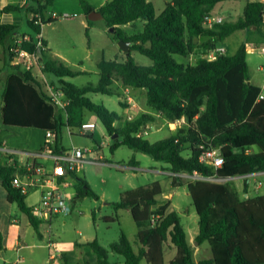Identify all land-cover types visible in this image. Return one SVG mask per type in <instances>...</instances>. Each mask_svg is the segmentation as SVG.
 Returning a JSON list of instances; mask_svg holds the SVG:
<instances>
[{"label": "trees", "instance_id": "obj_1", "mask_svg": "<svg viewBox=\"0 0 264 264\" xmlns=\"http://www.w3.org/2000/svg\"><path fill=\"white\" fill-rule=\"evenodd\" d=\"M53 1L26 0L27 10L31 13L26 23L32 33H29L30 40L20 44L21 48L33 50L34 33L40 32L43 24L55 20L44 12ZM220 1L225 0H171L158 15L148 0L105 2L97 11L103 15L107 28L113 27V31L108 32L116 41L126 40L130 45L129 52L121 61L115 57L98 63L96 84L75 86L62 80V77L75 76L80 72L52 58L47 47L38 51L43 73L59 78L57 88L66 100L61 108L43 91L31 70L24 71L9 65L12 40L7 41V38L14 35L17 26L0 23V43L6 54V64L11 68L2 92V124L50 131L49 145L54 153H61L67 150L61 145L62 129H77L84 122V112L90 111L97 116L108 135L122 137L115 139L110 146L111 151L119 145H126L167 163V170L175 174L172 176L173 185H183L177 176L180 173L193 175L196 172L208 178L191 179L185 185L197 215L195 242L207 241L211 258L198 262L193 260L180 215L168 209V202L158 203L161 185L154 181L123 192L114 204L117 209H128L136 223L148 221L153 212L160 214L155 225L137 232L140 246L136 251L123 232L117 241L109 244L110 251L123 257V264H140L141 259L149 264H163L164 245L168 242L177 249V255L170 264H264V193L249 195L246 178L242 195L226 182L217 181L264 171V88L248 83L246 43H242L233 55L224 53L213 60L201 56L192 64H184L173 58V55L185 57L198 51L204 54L221 45L224 38L237 30L253 27L264 35L261 31L264 23L261 0H246L242 15L234 21L222 20L206 26L204 17L210 15ZM79 3L86 18L95 10L86 0H79ZM12 8L6 5L1 12ZM138 19H144L141 31L127 35L123 25L133 24ZM131 51L147 56L151 64H137ZM115 77L125 87L145 89L146 103L161 118L168 122L179 120L184 124L153 142L141 135H131L145 121L153 120V115L141 114L120 128L115 126L114 122L122 116L94 103L87 96L88 93L114 94L111 85ZM261 92L263 98L258 99ZM119 105L125 106L122 101ZM200 146L219 148L222 165L214 168L201 162L199 155L203 150ZM250 147L258 150L248 151ZM185 150L188 152L186 155L183 154ZM42 161L39 157L29 156L23 164L13 159L0 163V184L6 191L7 201L15 203L26 215L36 234H39L41 221L33 216L31 207L25 202L30 191L21 192L12 185V181L14 177L28 173L27 166H40ZM75 171L66 170V175L75 178L76 197L89 195L97 199L98 196L84 179L77 177ZM90 245L96 260L86 264H114L109 260L107 249L95 240ZM64 264L68 263L64 261Z\"/></svg>", "mask_w": 264, "mask_h": 264}, {"label": "rangeland", "instance_id": "obj_2", "mask_svg": "<svg viewBox=\"0 0 264 264\" xmlns=\"http://www.w3.org/2000/svg\"><path fill=\"white\" fill-rule=\"evenodd\" d=\"M86 1L94 7V5L105 3L108 0ZM148 1L153 4L155 15H158L165 4L171 0ZM244 4V0H226L222 5L217 4L213 11H218L223 16H226L227 19L234 21L242 15ZM228 7H233L234 10L228 11ZM47 8L57 14L53 22H47L41 28L43 37L48 43L50 56L60 60L69 69L80 72L75 76L62 77V80L75 86H82L87 83L96 84L99 79L97 65L102 59L110 60L116 57L121 61L125 58L126 55L119 48L118 41L112 37V33L108 32L105 21L100 18H86L78 0H54ZM17 15L24 20V10L18 12ZM143 24L144 19H138L133 24L123 25V29L127 35H130L141 31ZM20 29L32 33L24 22H21ZM244 42L246 43V62L250 81L254 83L264 82V70H259V67L264 68V53L259 51L261 47H264V37L250 29L237 30L224 38L221 45L224 46V53L227 56H231ZM130 54L139 65L151 64V60L147 56L137 51H131ZM201 56H203V51H198L185 57L173 55V58L184 64H192ZM36 66L41 67L40 63ZM34 73L39 77L43 91L49 97H51L50 92L57 94L59 101L63 104V94L57 93L59 92V88H57L59 86V78L51 73H43L42 69L41 73L43 74H40L37 69H35ZM111 88L114 94L88 93L87 96L94 103L103 105L124 118L127 115H135L134 112L125 110L119 105L120 101L125 102L127 96H131L138 106H136V111L139 116L141 114H156L145 101V89L132 87L125 89V86L120 83L117 77H115ZM61 107L59 106L58 108ZM143 109L150 113H145ZM84 116L85 119L94 120L97 125L94 135L81 134L76 129L72 130L73 134H69L68 128H63L61 131V145L66 149L80 148L85 153L88 160L78 165L75 173L77 177L79 176L87 182V185L98 198L96 199L89 195L76 198L73 186L75 178H67L66 181L69 185L64 187L67 211L53 215L49 225L42 224L39 226L41 230L50 229L53 241L65 252L68 264H86L94 261L96 255L90 245L94 240L109 251V260L111 262L123 264V257L110 251L108 249L109 244L118 240L121 231L130 241H133L135 228H150L151 224L149 221L136 223L128 209H117L114 204L120 200L123 192L139 186L149 185L154 181H158L161 185V193L157 196V201L159 203L170 202L172 204L170 206L171 209L180 213V222L188 232V228H198L197 216L186 188L183 186L174 188L171 184V174L160 172L161 166L168 165L167 163L154 160L150 155L131 149L126 145H119L115 150L111 151L110 146L115 142V139L120 140L122 137L108 135L104 126L93 112L85 111ZM154 118L156 120L145 121L137 127L136 133L131 135H139L143 129H146L147 134L144 137L153 142L175 132L178 127L184 124L181 121L175 127L169 128L168 124L160 116H154ZM124 124L123 119L115 121V125L119 128ZM31 131L34 136L38 135L37 139H33L31 147H39L43 132L35 128ZM20 134H6L8 143L18 149L29 147L27 145L26 132H21ZM252 150V148H249L248 151ZM187 153V150H185L183 154L186 155ZM14 154L0 151V158L5 157L12 160L11 158ZM42 166L46 167L44 164ZM177 176L182 183L194 179L185 173H180ZM242 178L243 176H236L217 181L226 182L232 190L242 195V190L244 189V178ZM248 183L247 181L246 188L251 184ZM38 193L39 187L27 195L26 202L30 204L36 201ZM258 193H264V185ZM7 204L9 203L5 200L4 195L0 196L1 214L4 213ZM9 213L12 217L20 219L21 228H32L27 223L24 213L18 209L15 203H12ZM32 236L35 239L34 233ZM24 237L28 240L29 234L26 233ZM40 244L41 247L35 249L34 252H31L30 249L20 252L19 256L23 260L19 264H52L51 261L47 260L45 244L43 242ZM12 251L13 249H9V252ZM56 263L60 264L59 261H55Z\"/></svg>", "mask_w": 264, "mask_h": 264}, {"label": "crops", "instance_id": "obj_3", "mask_svg": "<svg viewBox=\"0 0 264 264\" xmlns=\"http://www.w3.org/2000/svg\"><path fill=\"white\" fill-rule=\"evenodd\" d=\"M225 1H220L217 4L222 5L223 2H225ZM244 1H245V4H246V0H244ZM261 1L264 2V0H261ZM78 3H79V0H78ZM103 4L104 3H99L98 5H94V9L97 10V8L100 7ZM245 4H244V7H245ZM6 5L13 6V8L8 10L7 12H1L0 23L1 24H13V25H16L17 28L15 29L14 36L19 37V36H21L23 34H29L28 31L20 29L21 22H24L26 24V26H27L26 20H27V18H29L31 16V13L28 12V10H27V7L29 5L26 2V0H14V1H11V0H0V10ZM79 5H80V3H79ZM214 7H213V9L211 11V14L222 17V20H229V19L226 18V16H223L220 12H218V11L214 12L213 11ZM244 7H243V9H244ZM21 10H24V13H25L24 20H23V18H20L17 15L18 12H20ZM233 10H234L233 7H228V11H233ZM263 17H264V15H263ZM27 28H29V26H27ZM249 29L254 31V32H256V33H258L256 31V29L253 28V27L249 28ZM29 30H30V28H29ZM241 30H243V29H241ZM261 31L264 33V23L261 26ZM259 35H261V34H259ZM42 36H43V34H42ZM261 36L264 37V35H261ZM7 39H8L7 41H9L11 39V37H8ZM43 39H44V42L46 43V47H47V49L49 51L48 43H47V41L45 40L44 37H43ZM6 60H7L6 59V54L4 53L3 46L0 43V114H1V109H2V106H3V100H2L3 87H4V84H5L6 78H7L8 74H9V72L11 70V68L6 64ZM38 63H40V62H38ZM40 65H41V63H40ZM35 69L40 71V74H43V73H41V67H39V66L35 65L33 67V69H32V73H33L34 79L39 82V80H40V79H38L39 77L36 76L35 73H34ZM259 70H263V67H259ZM250 82L255 84V85H257V86H260V87L264 88V82L263 81L257 82V83H254L253 81H250ZM125 89H127V87H125ZM59 92L61 93L60 89H59ZM129 97L132 99L131 96H129ZM63 98H64V96H63ZM64 101H65L64 103H66L65 98H64ZM123 103L125 105L123 107L125 110H129L131 112H134V114H135V115H132V116L131 115H127L125 118L122 116V119L124 120V123H126L127 121H130V120H133V119H135V118H137L139 116L137 114V111H136V106L137 105L133 101V99H132V103L133 104L132 103L129 104L126 101V98H125V102H123ZM56 106L59 107L58 105H56ZM143 111L145 113H150L149 111H146L145 109H143ZM150 114L154 115L152 113H150ZM84 115H85V112H84ZM154 116H160V115L159 114H155ZM153 120H156V118H154ZM153 120H151V121H153ZM84 122H94V120L89 119V118L85 119V116H84ZM165 122L167 124L169 123L166 120H165ZM114 125H115V122H114ZM96 127H97V125L95 124V128L92 131H90L88 134H86V135L93 136L94 132L96 130ZM169 128H173V127L169 126ZM32 129H34V128H32V127H20V126H14V125H4V124H2L1 117H0V145L8 147V148H12L15 151V154H14V156H12L11 159L15 160L18 164L25 163V161H26L27 157H29L30 153L41 152L45 148L46 144L49 145L48 142H51V139L46 138L45 134H46L47 130L40 129V130H42L43 134H42V137H41V140H40V143H39V147H31L33 139H37L38 138V135L34 136V133L31 131ZM35 129H37V128H35ZM144 130H146V129H143V131ZM143 131L140 132L139 135H142L144 137ZM21 132H26L27 139H28L27 140V145L29 147L24 148V149H18L16 147H13V145L8 143V139L6 137V134L7 135L8 134H10V135H21L20 134ZM50 148H51V146H50ZM250 148L253 149L252 151H257L256 150L257 147H250ZM41 159L43 160L42 164H44V166H46L45 167V172H51V170H52L51 160L47 159V158H41ZM9 161H11V160L7 159L5 157L0 158V163H4V162L7 163ZM133 164H135V163H133ZM167 167H168V165L161 166L160 172H163V173L164 172H168V173H170L171 174V184L173 185L172 176L175 175V174L170 172L169 170H167ZM67 178H71V176L69 177V175H66L65 179L67 180ZM243 178H246L247 181L249 183H251V184L248 183L249 184V186L247 188L248 194L251 195V196H255V195L259 194L258 191L264 185V174L261 173V172H256L254 175H252L250 177L243 176ZM257 182H261L262 183L261 187H259L258 189H256ZM68 185L69 184L67 182V186ZM173 186H174V188L179 187V185H173ZM181 186L186 188L185 183H183V185H181ZM37 187H39V186L37 185L35 188H37ZM35 188L31 189L30 192L32 190H34ZM186 190H187V188H186ZM41 191H42V186L39 187V193H38L37 200L34 201V202H31L30 204H28L26 202V198H25V202H26V204L29 207L34 205L39 200V196H40V192ZM63 191H64V188H63ZM187 193H188V191H187ZM3 195L5 197V200L7 201V199H6V191L3 188V186L0 184V196H3ZM245 195H247V194H245ZM7 203H9V202L7 201ZM168 203H169V208L168 209L173 210L170 207L172 204L170 202H168ZM159 204H164V203H159ZM11 205H12V203L7 204V207H5L4 213H2V214L0 213V232H1V235H2V247L0 248V264H19V263H22L23 259L19 256L20 252H23L26 249H30L31 252H34L35 249H38V248L41 247V244H40L41 242H43L45 244L47 260L51 261L52 264H55V261H59L60 264H64V261L68 262L67 256H66L65 252L63 251V249H61L60 256H57L56 258H51L49 256V248H48L47 243H48V241H53V239H52L53 235L50 233V229L49 228H45V230H41L39 228V234H36V232H35V230H34V228L32 226H31L32 228H21L20 219L17 218V217H12V215H10V213H9ZM179 215H180V213H179ZM26 220H27V223L29 225H31L29 223L27 217H26ZM50 220L47 223L46 222H41L39 226H41L42 224L49 225ZM183 229H184L185 234H186V240H187L188 244L192 248L193 260L195 262H198L200 260H205V259L211 258L212 253H211V249L209 247L208 242L207 241H202L201 243L195 242V237H196V235L198 233V228H188L189 232L185 228H183ZM135 230L136 231H135V233L133 235V241H130L129 239L128 240L130 241L132 247L136 251L139 248V246H140L139 243L137 242L136 234H137L138 231H140L142 229L135 228ZM26 233L29 234V239L28 240L24 237ZM33 233L35 234V236H34L35 239H33V236H32ZM9 249H13V251L9 252ZM176 255H177L176 247L173 246L169 242L166 243L164 245L163 264H170V261ZM95 260H96V257H95ZM94 261L89 262V263H93ZM142 262H143V264H149L145 259H141L140 260V264H142Z\"/></svg>", "mask_w": 264, "mask_h": 264}, {"label": "built area", "instance_id": "obj_4", "mask_svg": "<svg viewBox=\"0 0 264 264\" xmlns=\"http://www.w3.org/2000/svg\"><path fill=\"white\" fill-rule=\"evenodd\" d=\"M44 12L49 15L50 17L56 19L57 14L50 9L46 8ZM75 14V13H74ZM1 15V10H0ZM67 15V14H63ZM222 21V17L217 15H206L204 17V24L206 26H212L215 23H219ZM11 44H10V52L12 57L9 59V65L11 66H18L24 71H32L33 67L38 64L39 62V52L40 50H44L46 45L44 44V39L42 36V32L34 33L33 42H34V49L29 51L20 47V44L23 41L30 40L29 34H23L19 37L12 35L11 37ZM260 53H264V47L259 49ZM225 49L224 46L218 45L215 48L207 51L203 54V57L209 60H213L216 56L220 54H224ZM264 70V68H263ZM58 93V92H57ZM60 93V92H59ZM62 94V92H61ZM51 100L54 104L58 106H64L59 101L57 94L50 92ZM263 98V92L258 95V99ZM126 101L130 104L132 103V99L128 96L126 97ZM133 104V103H132ZM179 120L174 122H169L168 125L170 127H174ZM95 128L94 122H82L81 125L76 129L81 134H88ZM69 134H72L70 128H68ZM143 134H147V130L143 131ZM46 138L51 139L52 135L50 131L46 132ZM49 143V142H48ZM202 148V152L199 155V160L204 162L205 164H209L214 168L220 167L222 165L223 158L220 155L219 148ZM0 151H5L6 153H15L12 148H8L5 146H0ZM29 156L31 157H39V158H47L51 160L52 170L51 172H45V167L41 166H27L26 173L23 176H16L12 181V185L19 188L21 192L26 193L31 189L35 188L37 185L39 187L42 186V191L40 192L39 200L31 206V212L33 216L40 220L41 222H48L53 215L58 213H62L67 211L68 207L66 204V197L63 191V188L67 186V181L65 179L66 170H76L78 165L82 164V162L88 160L85 156V153L80 148H70L65 150L61 153H54L50 145L45 146V148L41 152H33L30 153ZM32 171V173H30ZM44 172V173H43ZM264 174V171H261ZM255 173H251L246 175L250 177ZM63 177L62 180L59 178ZM190 177L194 179H208L207 177H203L196 172ZM261 182H257L256 189L261 187ZM247 196V195H245ZM160 214L158 213H151L149 216V222L151 226L155 225ZM49 248V256L51 258H56L61 254V248L58 244L54 241H48L47 243Z\"/></svg>", "mask_w": 264, "mask_h": 264}, {"label": "water", "instance_id": "obj_5", "mask_svg": "<svg viewBox=\"0 0 264 264\" xmlns=\"http://www.w3.org/2000/svg\"><path fill=\"white\" fill-rule=\"evenodd\" d=\"M263 9H264V2H263ZM87 18H92V19H98V18H100V19H103V15L99 12V11H97V10H92L89 14H88V16H87ZM108 31H113V27H109L108 28ZM118 41V46H119V48L125 53V54H127L128 52H129V42L128 41H126V40H117ZM250 81H248V83H249ZM114 136H117V134H113L112 135V137H114ZM217 180H223V179H217Z\"/></svg>", "mask_w": 264, "mask_h": 264}]
</instances>
